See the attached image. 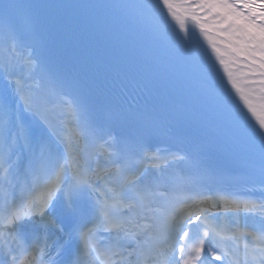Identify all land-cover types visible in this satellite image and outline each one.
Here are the masks:
<instances>
[{
    "label": "snow or ice",
    "instance_id": "6c2138e0",
    "mask_svg": "<svg viewBox=\"0 0 264 264\" xmlns=\"http://www.w3.org/2000/svg\"><path fill=\"white\" fill-rule=\"evenodd\" d=\"M0 51V264H264V0H0ZM124 80L154 102H120ZM209 151L259 198L211 213L145 170L222 182Z\"/></svg>",
    "mask_w": 264,
    "mask_h": 264
}]
</instances>
